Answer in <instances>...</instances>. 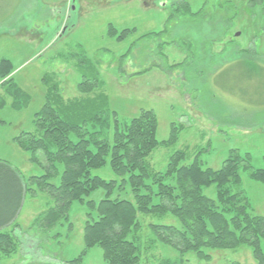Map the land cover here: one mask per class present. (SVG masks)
I'll return each mask as SVG.
<instances>
[{"label": "rangeland", "instance_id": "rangeland-1", "mask_svg": "<svg viewBox=\"0 0 264 264\" xmlns=\"http://www.w3.org/2000/svg\"><path fill=\"white\" fill-rule=\"evenodd\" d=\"M188 1L194 13L202 12L167 23L173 6L182 0H0V161L25 180L46 173L41 165L29 163L16 138L35 130V116L56 82L65 98L81 96L78 84L84 79L72 56H87L100 65L105 86H97L96 93L105 90L120 120L118 127L124 125L121 131L143 111L154 112L159 145L146 157L149 177L146 174L138 187L140 194L157 192L156 175L176 185V177L166 175L176 152L187 155L180 167L199 157L204 169L219 170L237 150L252 161H242L240 187L229 188L234 194L243 191L254 213L264 216V183L249 177L264 168V5L251 7L249 0ZM110 24L119 31H137L118 42L109 37ZM152 32L162 33L137 41ZM47 74L54 77L48 90L43 80ZM108 123V128L97 130L111 142L117 126L114 119ZM39 147L34 155L48 160L47 145ZM247 166L251 171L243 170ZM46 167L54 175L50 182L59 185L62 166L46 161ZM110 168L99 166L91 174L117 181L111 199L136 202L131 178L140 172L127 170L126 176L117 177ZM203 193L216 200L217 187L204 188ZM106 197V190L93 191L85 201L73 203L67 220L44 230L35 222L54 202L32 187L16 222L2 231L8 240L0 241V264H73L84 250L87 223L99 219L97 206L92 209L88 202L98 205ZM137 223L129 238L141 242L140 264H257L248 246L205 249L210 258L202 260L158 241L152 225L182 227L171 214L138 213ZM81 262L109 264L99 246Z\"/></svg>", "mask_w": 264, "mask_h": 264}, {"label": "trees", "instance_id": "trees-1", "mask_svg": "<svg viewBox=\"0 0 264 264\" xmlns=\"http://www.w3.org/2000/svg\"><path fill=\"white\" fill-rule=\"evenodd\" d=\"M248 4L257 7L264 5V0H249ZM175 6L167 23L172 18L186 15L196 17L202 12L200 10L194 13L188 0H182L181 5ZM109 26V37L118 42L125 41L137 31L136 28L119 31L112 24ZM161 33H148L137 41ZM253 54L257 57V52ZM122 57L120 66H123L127 54ZM72 58L75 59V68L84 79L78 84L81 96L65 98L57 82V86H51L49 89L54 77L45 75L43 80L49 92L45 96L47 101L44 108L35 116V130L16 138L19 147L29 154V163L41 165L46 173L25 180L18 170L7 162L0 161L1 243L8 240V234L2 231L16 222L25 196L32 187H36L38 192L46 194L54 202V206L35 222V225L40 223L41 229L44 230H52L60 222L67 220L74 202L85 201V196L103 189L107 191L105 199L98 205L88 202L92 209L97 206L99 219L87 223L84 250L71 262L73 264H79L96 246L103 249L104 258L109 264H140L141 242L136 237L129 238L133 228H139L138 213L174 216L182 225L181 229L175 226L152 225V231L158 235V241L180 253H194L198 258L208 260L210 256L205 253V249L236 250L248 246L257 264H264V216L254 213L250 200L243 191L234 194L229 188L230 185L240 187L241 164L244 161L250 164L251 156L245 154L244 160L237 150H233L224 166L213 170L204 169L199 157H196L192 164L180 167V162H183L187 155L176 152L170 160L166 174L167 177H176V185H167L162 177L156 175L153 182L157 185V192L140 194L138 187L142 186V180L146 179L147 174L146 157L159 145L156 139L157 122L153 116L154 112L143 111L121 131L124 125L118 127L120 120L116 116L117 112L111 110L105 90L96 93L97 86H105L100 65L87 56L76 55ZM111 119H114L117 127L113 141L106 142L102 138L103 135L99 136L97 129L108 128L107 124ZM76 132H80L78 137ZM82 132L85 133L81 134ZM91 143L95 144L96 147L93 148L96 151L92 149ZM39 144L47 145L44 150L48 155L47 164L49 162L55 167L58 163L62 166L59 185L50 182L54 175L50 173V167L47 169L46 161L34 155L40 148ZM108 164L117 177L126 176L128 171L140 172L141 175L131 178L136 202L111 199L109 196L117 181L107 182L92 176V171ZM243 170L251 171V168L247 166ZM147 176L149 177L148 174ZM249 177L264 183V168L254 170ZM213 185L217 187L216 200L203 193L204 188ZM147 190L153 189L147 186ZM154 196H158V203H154Z\"/></svg>", "mask_w": 264, "mask_h": 264}]
</instances>
